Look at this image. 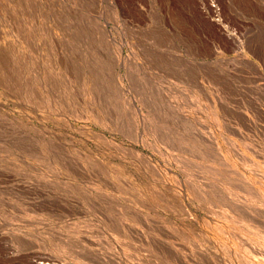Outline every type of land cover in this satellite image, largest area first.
I'll return each mask as SVG.
<instances>
[{
  "label": "rangeland",
  "instance_id": "1",
  "mask_svg": "<svg viewBox=\"0 0 264 264\" xmlns=\"http://www.w3.org/2000/svg\"><path fill=\"white\" fill-rule=\"evenodd\" d=\"M263 184L264 0H0V264H249Z\"/></svg>",
  "mask_w": 264,
  "mask_h": 264
},
{
  "label": "bare ground",
  "instance_id": "2",
  "mask_svg": "<svg viewBox=\"0 0 264 264\" xmlns=\"http://www.w3.org/2000/svg\"><path fill=\"white\" fill-rule=\"evenodd\" d=\"M207 4H209V3H207ZM211 5H209L210 7L208 9L205 6L198 8L199 12L202 15H204L203 17L205 18V20L209 24H211L213 27H215L223 35H225L227 37H233V36L236 37L234 32L233 33L228 32L226 30L225 26L221 22H218L214 18L211 17L209 12L214 13V12L218 11V9L215 8V6H213L214 4L211 3ZM261 192H262L261 195H263L262 200L264 202V192L263 191H261ZM254 196H255V194L252 193V196H251L252 200L254 199ZM263 216H264V209H263ZM249 228H250L252 235L248 237V242L245 246V249L248 253V256H247L248 262H249V264H264V218H263V222L261 221L260 225H257L256 221L254 219V216L251 214L250 215V226H249ZM256 233H259V237H260L259 243H257V240L255 239Z\"/></svg>",
  "mask_w": 264,
  "mask_h": 264
}]
</instances>
